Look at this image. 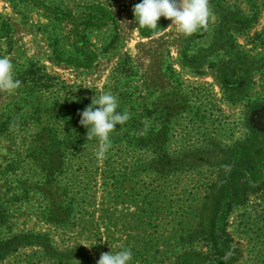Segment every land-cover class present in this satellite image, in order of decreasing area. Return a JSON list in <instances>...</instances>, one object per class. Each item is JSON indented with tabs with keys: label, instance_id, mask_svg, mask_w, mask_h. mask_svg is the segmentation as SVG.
Instances as JSON below:
<instances>
[{
	"label": "rangeland",
	"instance_id": "374dc122",
	"mask_svg": "<svg viewBox=\"0 0 264 264\" xmlns=\"http://www.w3.org/2000/svg\"><path fill=\"white\" fill-rule=\"evenodd\" d=\"M138 2L0 0V23L9 29L0 38V56L9 57L20 81L11 93L0 90V124L6 127L0 132V209L9 220L0 225V238L46 234L58 249L84 246L91 264L102 252L121 247L131 250L130 264H264L261 183L246 182L240 203L230 208L225 223L232 241L221 261L214 260L203 234L192 233L199 229L204 194L217 174L219 182L228 176V151L264 144V0H224L246 22L227 33L234 44L227 53L217 40L225 33L218 31L213 10L192 35L168 20L160 31L145 36L142 28L151 27L135 21L133 5ZM88 4L103 5L112 16L107 25L88 32L97 59L89 68L56 61L51 39L58 35L60 46L72 52L67 37L71 23L52 19L47 8L78 15ZM196 53L201 62H184V54ZM105 90L116 96L117 111L157 104L156 117L141 120L152 127L161 152L173 156L177 169L163 177L134 174L136 164L131 163L142 158L139 150L110 141L98 154L104 141L88 140L79 146L76 162L81 164H67L68 192L59 198L73 201L69 221L54 226L43 217L46 203L34 185L42 180L40 172L26 158L32 137L55 120L60 132L64 116L58 109L71 102L87 106ZM163 105L173 108L168 119L158 113ZM195 154L202 160L190 164ZM253 164L264 174L263 161ZM37 256L38 248L28 247L0 264H57Z\"/></svg>",
	"mask_w": 264,
	"mask_h": 264
},
{
	"label": "trees",
	"instance_id": "16d2710c",
	"mask_svg": "<svg viewBox=\"0 0 264 264\" xmlns=\"http://www.w3.org/2000/svg\"><path fill=\"white\" fill-rule=\"evenodd\" d=\"M208 6L218 16L216 24L219 27L218 31L225 33V36L217 39L226 46L224 53L233 51L232 35H227V33L235 25L245 26L246 22H240L241 18L233 11V7L225 5L224 0H210ZM47 9H49L52 19L71 23L67 37L70 40L72 52L66 53L60 46L61 37L58 35L51 39L50 46L56 61L76 68H89L97 59L99 52L97 53L90 43L88 32L90 29H100L107 25L109 21H112L110 12L101 4H88L85 10L78 15H73L71 11L65 9ZM168 20L170 19L161 16L157 21V27L150 28L147 31L142 28L141 31L145 36L154 34L160 31ZM240 26L238 27L241 28ZM215 31L217 30L215 29ZM218 31L217 33H219ZM8 32L7 25L1 22L0 38L6 37ZM183 58L184 62L189 65H193L194 62H201V58L197 53L190 56L184 54ZM85 105V102L65 103L61 109L57 110L59 114L64 116L60 119L62 121L61 131L59 132L55 128L58 123L56 120L48 122L45 125L46 127L43 126L32 137L26 155V158L32 164H35L40 172V177H42V180L37 181L34 185H38L39 192L43 195L46 203L42 211L43 217L46 222L58 227L69 221L74 207L71 198L65 197L64 201H62L63 199L59 200L60 194L65 195L68 192L65 183L69 169L67 164H81L79 161L76 162L80 152L79 146L88 140L97 143L99 141L96 137H90L87 140V129L79 123V113ZM183 106H181V109H183ZM134 107H130L128 111L129 119L123 125H117L111 131L116 132L115 135L110 132L109 139L116 144L123 143L129 150L136 149L141 152L142 158H138L136 162L131 163L136 164L133 169L134 174L156 173L157 176L163 177L172 172L173 167V169H177L176 164H172L174 162L173 156L170 157L165 151L161 152L157 134L153 133L151 126H147L146 122L141 120H153L157 115V104H151L150 106L139 104ZM171 109L173 110L172 106L163 105L158 113H163L164 119H168L172 116ZM72 110L74 112L70 113ZM74 116H78V118H74ZM73 128L75 129L73 130ZM5 129V124H0V132L3 133ZM250 130L252 133L256 132L254 129ZM238 147L239 149L234 150L233 148L228 151L231 153L232 160L228 176L224 177L223 182H219L220 174H217V179L210 185L207 194H204L198 216L199 229L192 232L204 235L210 250L213 251L212 256L215 261L222 260L227 252L228 245L232 241L230 234L226 231L225 221L230 208L240 203L244 191H246V182H258L261 183V186H264V174L253 164L260 160L264 162V144H249ZM141 149H144V151ZM134 153L130 151V154ZM199 159L202 160L200 154H195L190 164L196 163ZM259 165L261 167L264 164ZM8 221L7 214L0 209V225H6ZM190 234L186 238L190 237ZM28 247L38 248L40 257L57 264H91L90 256L84 246L76 244L67 249H58L52 245L46 234L37 233H18L0 238V262L18 250ZM39 256L37 257L40 258Z\"/></svg>",
	"mask_w": 264,
	"mask_h": 264
},
{
	"label": "clouds",
	"instance_id": "9594fccd",
	"mask_svg": "<svg viewBox=\"0 0 264 264\" xmlns=\"http://www.w3.org/2000/svg\"><path fill=\"white\" fill-rule=\"evenodd\" d=\"M134 19L141 26L157 27L163 16L171 20L184 35H192L205 26L210 16L208 0H139L133 5ZM20 81L13 75L12 62L7 55L0 56V90L13 92ZM118 100L111 91L105 90L92 98L91 103L79 113V123L87 129V140L96 137L104 143L98 154L110 146L109 134L129 119L127 111H117ZM132 252L127 247L117 251L102 252L96 264H130Z\"/></svg>",
	"mask_w": 264,
	"mask_h": 264
}]
</instances>
